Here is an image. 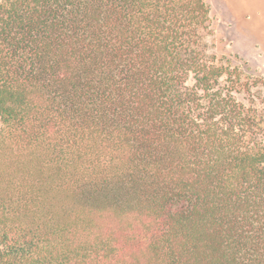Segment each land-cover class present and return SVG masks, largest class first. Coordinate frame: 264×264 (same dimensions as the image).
<instances>
[{
  "label": "trees",
  "instance_id": "obj_1",
  "mask_svg": "<svg viewBox=\"0 0 264 264\" xmlns=\"http://www.w3.org/2000/svg\"><path fill=\"white\" fill-rule=\"evenodd\" d=\"M210 20L0 0V264H264V108Z\"/></svg>",
  "mask_w": 264,
  "mask_h": 264
},
{
  "label": "rangeland",
  "instance_id": "obj_2",
  "mask_svg": "<svg viewBox=\"0 0 264 264\" xmlns=\"http://www.w3.org/2000/svg\"><path fill=\"white\" fill-rule=\"evenodd\" d=\"M211 20L202 41L217 59H230L243 72L246 104L264 108V0H206ZM2 126L0 119V128Z\"/></svg>",
  "mask_w": 264,
  "mask_h": 264
}]
</instances>
